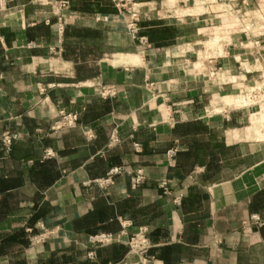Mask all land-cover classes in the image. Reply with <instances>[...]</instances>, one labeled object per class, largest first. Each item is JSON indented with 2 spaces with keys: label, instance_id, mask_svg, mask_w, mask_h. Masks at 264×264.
I'll list each match as a JSON object with an SVG mask.
<instances>
[{
  "label": "crops",
  "instance_id": "1",
  "mask_svg": "<svg viewBox=\"0 0 264 264\" xmlns=\"http://www.w3.org/2000/svg\"><path fill=\"white\" fill-rule=\"evenodd\" d=\"M193 1L135 0L140 43L113 0H0V264H264L263 113L229 105L264 95V35Z\"/></svg>",
  "mask_w": 264,
  "mask_h": 264
},
{
  "label": "built area",
  "instance_id": "2",
  "mask_svg": "<svg viewBox=\"0 0 264 264\" xmlns=\"http://www.w3.org/2000/svg\"><path fill=\"white\" fill-rule=\"evenodd\" d=\"M116 7L118 8L121 15H123L126 19V27L128 33L131 37L138 40L140 43H145L146 39L144 37H140V29H139V22H140V9L138 8L135 0H113ZM69 5L67 2H61L60 7L66 8ZM102 95L104 97H114L116 96V92L113 89L103 90ZM263 96V95H262ZM251 98L255 100V105H261L260 102L264 103V96L261 97L258 95H251ZM250 98V99H251ZM261 99V100H260ZM264 113V110H262ZM79 115L77 113L71 112L67 113L65 111H60L59 116L54 122L52 129L53 130H61L65 128H73L78 125ZM89 134V132H87ZM1 141L7 149H10L13 143V135L9 132L2 134ZM136 149H139V145L135 146ZM177 149H171L168 152L169 158H174L177 154ZM121 172L120 169H112L108 173V177L106 179L98 181L100 186H105L108 184H112V177L116 174ZM131 176V185L133 188H137L141 185L145 179V175L142 170L138 169L135 171L130 172ZM164 188H166V182L162 184ZM251 221H253L258 226L264 225V219L260 218L258 215L252 216ZM123 225L127 226L129 224L126 221H123ZM91 242L97 244H110L117 240V237L112 234H101L96 237L90 238ZM129 246L131 252L135 253L136 255L140 256L143 263H147L148 259L146 258V252L152 247V243L149 239L148 233L145 229H141L137 234L132 235L129 240ZM91 257L93 254L90 255Z\"/></svg>",
  "mask_w": 264,
  "mask_h": 264
},
{
  "label": "rangeland",
  "instance_id": "3",
  "mask_svg": "<svg viewBox=\"0 0 264 264\" xmlns=\"http://www.w3.org/2000/svg\"><path fill=\"white\" fill-rule=\"evenodd\" d=\"M189 5L195 7L196 12L199 11L204 13L207 11V7H212L214 11L224 13L225 17H221V20H219L220 22L216 25H223L225 22L227 35H245L251 39L247 41L248 44L251 43L253 39L255 40L260 38L261 35H264V0H194L193 2H190ZM261 63L262 65L260 66V69L264 75V62ZM257 85L264 88V80ZM251 95L252 90L243 94L240 93L233 95L234 97H232V99L230 98L229 105L236 108L254 105L255 100L251 98ZM237 101H240L241 103L239 102L240 104H238ZM260 103L262 104L258 105L260 110H264V103ZM251 121L253 127H255V129L258 128V132L263 135L264 125L260 126V124H256L258 122L256 118H252ZM261 121L264 124V113ZM261 121L259 123H261Z\"/></svg>",
  "mask_w": 264,
  "mask_h": 264
},
{
  "label": "bare ground",
  "instance_id": "4",
  "mask_svg": "<svg viewBox=\"0 0 264 264\" xmlns=\"http://www.w3.org/2000/svg\"><path fill=\"white\" fill-rule=\"evenodd\" d=\"M200 3H201V2H200ZM258 88H259V87H258ZM231 99H232V98H231ZM237 102H238V101H237ZM237 102H236V103H237ZM239 102H240V101H239ZM239 102H238V104H240V103H241V102H240V103H239ZM233 104H234V103H233Z\"/></svg>",
  "mask_w": 264,
  "mask_h": 264
}]
</instances>
